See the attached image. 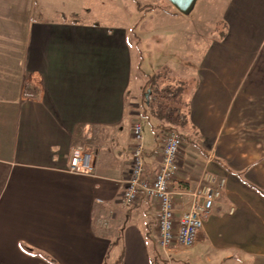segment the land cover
<instances>
[{"label":"crops","instance_id":"1","mask_svg":"<svg viewBox=\"0 0 264 264\" xmlns=\"http://www.w3.org/2000/svg\"><path fill=\"white\" fill-rule=\"evenodd\" d=\"M127 1L0 0V264H264V0H197L195 17L134 7V20ZM149 26L183 74L174 218L203 171L224 179L194 244L169 250L156 200L121 199L133 123L146 175L170 126L140 103L167 66L157 45L142 57ZM76 146L90 172L68 170Z\"/></svg>","mask_w":264,"mask_h":264},{"label":"built area","instance_id":"2","mask_svg":"<svg viewBox=\"0 0 264 264\" xmlns=\"http://www.w3.org/2000/svg\"><path fill=\"white\" fill-rule=\"evenodd\" d=\"M143 127L137 120L131 128L133 147L130 154V169L124 179L121 199L125 205L135 203L139 196L154 198L157 202V244L162 249H170L176 243L182 247L194 244L203 225V220L210 213L214 201L220 196L224 179H217L213 174L203 171L198 185L190 192L191 204L175 219L173 212V192L170 188L172 178L179 171L178 151L182 136L178 130L169 126L164 136L161 158L158 168L152 175L144 171L143 146L141 144ZM92 154L82 146L72 149L68 170L71 172H90ZM98 222L106 224L100 217Z\"/></svg>","mask_w":264,"mask_h":264},{"label":"rangeland","instance_id":"3","mask_svg":"<svg viewBox=\"0 0 264 264\" xmlns=\"http://www.w3.org/2000/svg\"><path fill=\"white\" fill-rule=\"evenodd\" d=\"M94 1L95 0H82V2L85 5H88L87 7L91 6V8H94ZM127 7L131 10L130 11V16L131 18H134L133 13H134V7L137 8L138 10L142 11V13L145 12H157V11H162V12H172L175 11V8L167 1V0H156L154 2L151 3H145V2H138L137 0H128L126 2ZM97 10L94 9L92 10V15L96 16L97 15ZM196 14V8H193L189 14H187V16L189 17H195ZM167 16H160V19L158 22H166L165 20H169V18H166ZM149 31L152 32L150 35L147 36V38L142 42V57L144 58V60L149 61L150 59V51L152 49L153 46L157 45V50L159 53L163 54L164 58H163V62L166 63L167 66H165V69L163 70V75L161 77H155L154 80L152 81L154 86H159L160 83H166L171 85H174L179 77H182L183 74L180 73L179 69L177 67L174 66V62L176 61L174 58V54L176 55V53L178 51L174 50L171 51V47L169 45L168 42V32L166 31H162L164 28H160V32H153L155 31L154 28L152 26L148 27ZM195 38V42H196ZM198 41V40H197ZM139 55V54H138ZM162 78V79H161ZM147 90H143L141 92V104L142 106L145 108L146 106L143 104L144 102V93ZM148 97H150V93L148 94ZM182 105L183 104H179L180 109L183 111L182 109ZM147 109H150L149 106L146 107ZM151 110V109H150ZM176 130H178V132L180 131L179 128H177ZM181 134V133H180ZM187 141V140H186ZM104 220H106L108 222L107 219H105V217L103 218Z\"/></svg>","mask_w":264,"mask_h":264},{"label":"trees","instance_id":"4","mask_svg":"<svg viewBox=\"0 0 264 264\" xmlns=\"http://www.w3.org/2000/svg\"><path fill=\"white\" fill-rule=\"evenodd\" d=\"M159 73L153 74L147 80L145 90H150L148 103L143 104L149 106L155 118L167 123L174 128H183L187 122L186 114L180 109L182 85L177 86H154L152 81L158 77ZM102 264H105V260ZM118 264V262H116Z\"/></svg>","mask_w":264,"mask_h":264},{"label":"water","instance_id":"5","mask_svg":"<svg viewBox=\"0 0 264 264\" xmlns=\"http://www.w3.org/2000/svg\"><path fill=\"white\" fill-rule=\"evenodd\" d=\"M175 9L181 14L187 15L194 8L197 0H167ZM150 90L148 89L144 93L145 101L148 103V94Z\"/></svg>","mask_w":264,"mask_h":264}]
</instances>
